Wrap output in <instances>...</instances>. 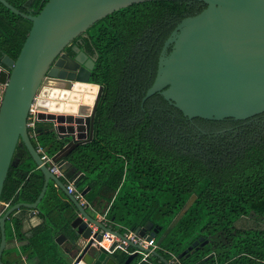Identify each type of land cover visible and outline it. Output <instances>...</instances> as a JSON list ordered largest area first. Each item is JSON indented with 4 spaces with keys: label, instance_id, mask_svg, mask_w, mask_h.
<instances>
[{
    "label": "trees",
    "instance_id": "1",
    "mask_svg": "<svg viewBox=\"0 0 264 264\" xmlns=\"http://www.w3.org/2000/svg\"><path fill=\"white\" fill-rule=\"evenodd\" d=\"M7 1L36 15L48 0ZM204 7L187 0L133 4L78 37L80 48L96 58L91 82L104 90L93 139L66 156L75 170L65 177L74 180L83 173L75 185L81 192L91 187L86 199L92 204L102 190L113 193L107 217L120 232L158 229L154 240L166 259L204 237L208 243L188 251L181 264H263L264 113L239 121L189 120L159 93L141 101L154 81L165 40L182 19ZM31 26L30 20L0 2V62L5 55L17 58ZM36 131L34 146H42L50 156L66 143L41 122ZM15 155L17 164L10 170L3 198L11 205L32 203L42 190L44 174L23 144ZM37 211L44 221L30 232L29 249L43 261H53L52 256L60 254L57 236L75 235L71 222L76 206L51 182ZM242 218L258 225L239 227ZM24 219L23 213L13 215L7 228L12 221L20 230ZM134 249L128 246L130 252ZM116 254L122 262L130 255ZM158 261L155 254L148 262L137 254L132 264Z\"/></svg>",
    "mask_w": 264,
    "mask_h": 264
},
{
    "label": "water",
    "instance_id": "2",
    "mask_svg": "<svg viewBox=\"0 0 264 264\" xmlns=\"http://www.w3.org/2000/svg\"><path fill=\"white\" fill-rule=\"evenodd\" d=\"M146 1L153 0H48L38 14L32 15L0 0L32 22L17 58L5 55L0 62V211L10 204L0 216V264H6L2 255L7 243V222L23 208L35 216L50 181L66 194L79 213L71 222L75 235L70 243L76 253L65 249L73 259L82 249L74 264H132L136 253L122 262L116 253L108 254L93 245V238L100 240L102 231L125 239L135 248L150 250L91 216L43 163L27 127L34 104L38 121L51 122L52 130L66 141L53 155V161L63 172L75 170L66 156L79 144L93 139L95 115L104 90L103 85L91 82L96 58L80 48L78 37H85L91 26L113 12ZM187 1L202 2L205 7L182 19L165 40L154 81L144 93L142 104L159 93L189 120L239 121L264 113V0ZM20 144L43 172L44 184L34 202L11 205L3 193L10 170L17 164L15 154ZM82 177L83 173L78 174L74 183ZM89 190V186L84 189L83 196ZM135 232L151 240L159 230L147 233L146 228H138ZM67 239L60 234L56 241L62 245ZM206 243L208 240L200 237L179 259ZM115 245L116 242L112 248ZM153 254L168 264L157 250Z\"/></svg>",
    "mask_w": 264,
    "mask_h": 264
},
{
    "label": "crops",
    "instance_id": "3",
    "mask_svg": "<svg viewBox=\"0 0 264 264\" xmlns=\"http://www.w3.org/2000/svg\"><path fill=\"white\" fill-rule=\"evenodd\" d=\"M49 99V98H47ZM75 117L77 114L74 115ZM43 123L44 125H47L50 130L53 128V124L49 121H38ZM27 162H30V160H26ZM34 162V161H33ZM36 168L37 165L34 164ZM54 183L53 181H50V183ZM87 188V187H86ZM85 188V189H86ZM91 191V187L89 192ZM88 192V193H89ZM87 193V194H88ZM65 194V193H64ZM86 194V195H87ZM86 195H84V198L86 199ZM66 196V194H65ZM113 196V193H107L106 190H102L100 194H96L93 199V204L87 201L91 204L90 207H84V209L93 217L96 219H100L102 215L106 214L109 210V207L111 205L110 199ZM67 197V196H66ZM68 198V197H67ZM69 199V198H68ZM23 213L25 215L24 223L20 230L16 231L14 224L12 221L9 223V228H7V243H6V249L2 255V260L6 264H72L73 258L69 256L66 248H70L71 254L76 253V251L71 247L70 238H68L62 245L60 246V254L56 256H52L53 261H43L41 255L34 254V250L29 249L30 244V232L32 234V230L41 225L43 223V218L40 217L38 214V211L36 212L35 216L30 215V210L23 208L20 212L16 211L13 213ZM76 213H78V210L76 208ZM12 215V216H13ZM111 227L113 225L111 224ZM97 227L94 226V231H96ZM116 229V228H114ZM117 230V229H116ZM119 231V230H118ZM27 233V237L24 235ZM20 235L22 239L20 238ZM68 237V236H66ZM77 255V254H76ZM76 257V256H75Z\"/></svg>",
    "mask_w": 264,
    "mask_h": 264
},
{
    "label": "built area",
    "instance_id": "4",
    "mask_svg": "<svg viewBox=\"0 0 264 264\" xmlns=\"http://www.w3.org/2000/svg\"><path fill=\"white\" fill-rule=\"evenodd\" d=\"M36 110L34 107V104H32L30 110H29V117L27 120V127L29 130L30 137L36 138L37 131H36V125L38 122ZM36 150L41 155V159L43 160V163L48 165L50 171L56 175L58 178L62 180V178L66 179L65 185L66 189L73 194L76 200L79 201V203L83 207H90L91 204L84 198L81 191H79L76 188V185L74 183L73 179H68L65 177V172H63L60 167L53 161V156L48 155L44 148L40 145L36 147ZM6 208L10 206V204H5ZM3 209L0 211V216L4 213L6 210ZM99 221L104 224L107 227H111L112 222L107 217L106 214L102 215ZM128 239H130L133 243L141 245L142 247L146 249H150L147 251H143L141 249L135 248L134 251L128 250V242L125 239H122L120 237H117L115 234L108 232V231H102V238L100 240L94 239L93 245L103 248L107 251L108 254H115L117 251H124L126 253L132 254L136 253L141 256V261L148 262L151 256L153 255V250L159 249V245L157 242L152 238L151 240H147L146 237L140 236L138 233H136L133 230H126V232L123 233ZM116 242V245L112 248V245ZM82 253V249L77 253L76 257L74 258L72 264L75 263L77 257ZM168 264H181L179 257L176 254L170 253V259H167ZM153 264H165L162 261H158L157 263ZM264 264V262H263Z\"/></svg>",
    "mask_w": 264,
    "mask_h": 264
},
{
    "label": "rangeland",
    "instance_id": "5",
    "mask_svg": "<svg viewBox=\"0 0 264 264\" xmlns=\"http://www.w3.org/2000/svg\"><path fill=\"white\" fill-rule=\"evenodd\" d=\"M193 201V198L189 201L188 205ZM258 224L255 223V221L251 220V219H246V218H242L239 222H238V226L239 227H254L257 226Z\"/></svg>",
    "mask_w": 264,
    "mask_h": 264
},
{
    "label": "flooded vegetation",
    "instance_id": "6",
    "mask_svg": "<svg viewBox=\"0 0 264 264\" xmlns=\"http://www.w3.org/2000/svg\"><path fill=\"white\" fill-rule=\"evenodd\" d=\"M161 53V52H160Z\"/></svg>",
    "mask_w": 264,
    "mask_h": 264
}]
</instances>
